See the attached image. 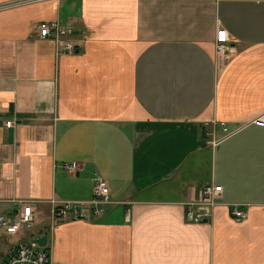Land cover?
<instances>
[{
  "label": "crops",
  "instance_id": "obj_1",
  "mask_svg": "<svg viewBox=\"0 0 264 264\" xmlns=\"http://www.w3.org/2000/svg\"><path fill=\"white\" fill-rule=\"evenodd\" d=\"M49 20L74 28L73 53L39 37ZM263 111L264 0L0 9V212L30 201L25 234H46L52 264H264V126L250 123ZM220 121L236 130L212 146ZM96 177L105 212L53 223L51 200L90 199ZM207 183L221 185L218 203L187 220ZM22 237L0 236V264Z\"/></svg>",
  "mask_w": 264,
  "mask_h": 264
},
{
  "label": "built area",
  "instance_id": "obj_2",
  "mask_svg": "<svg viewBox=\"0 0 264 264\" xmlns=\"http://www.w3.org/2000/svg\"><path fill=\"white\" fill-rule=\"evenodd\" d=\"M40 0H11L6 4H0V9L7 8L12 5H18L24 2H35ZM39 37L51 40L57 54H71L75 50V44L72 40L74 28L70 25L61 24L56 20L41 21L36 25ZM228 33L224 28L216 30L215 51L218 54L227 55L228 50ZM13 122L6 121V125L10 126ZM251 124L264 126V111L252 118ZM223 131V135L217 137L214 133L207 140L212 146L217 144L224 137L229 136L235 130L230 129L226 122L218 123ZM65 169L70 174H75L78 170L76 162L64 164ZM222 187L219 184L207 183L199 187L197 200L185 203V217L189 221L200 222L209 214V210L218 203ZM109 188L103 178L96 177L93 182L92 196L88 200H67L57 202L51 200L53 223L57 220L67 218L76 219L84 216L83 209L86 208L91 214H103L105 212L104 205L109 202ZM235 219H243L246 212L239 210L236 204H233L232 210ZM35 223V215L33 207L28 200H16L13 210L9 213L0 212V236H21L10 249V252L3 264H52L49 249L47 248V237L45 245L41 246L33 241L32 234H25L26 231L32 229ZM46 235V234H45Z\"/></svg>",
  "mask_w": 264,
  "mask_h": 264
},
{
  "label": "water",
  "instance_id": "obj_3",
  "mask_svg": "<svg viewBox=\"0 0 264 264\" xmlns=\"http://www.w3.org/2000/svg\"><path fill=\"white\" fill-rule=\"evenodd\" d=\"M206 221V219H203L202 222ZM33 241H35L37 244L43 246L46 243V235H42L40 237L34 238Z\"/></svg>",
  "mask_w": 264,
  "mask_h": 264
}]
</instances>
